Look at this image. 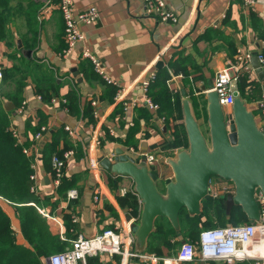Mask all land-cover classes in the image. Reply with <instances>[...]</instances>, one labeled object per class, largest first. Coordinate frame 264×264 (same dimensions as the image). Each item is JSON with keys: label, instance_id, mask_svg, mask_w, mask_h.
<instances>
[{"label": "crops", "instance_id": "0c3cea01", "mask_svg": "<svg viewBox=\"0 0 264 264\" xmlns=\"http://www.w3.org/2000/svg\"><path fill=\"white\" fill-rule=\"evenodd\" d=\"M73 2L78 10L96 6L99 17L92 24L82 26L83 41L67 58H62L59 53L65 46V23L61 11L55 7L56 0H0V22L5 28L0 40V67L4 73L0 95H4V105L12 102L7 96L11 92L14 94L16 83H24L21 97L22 102L27 101L25 112L18 113L20 107L8 110H13L11 126L19 133L21 142L32 144L27 155L34 156L32 174L35 175L34 179L30 177L34 199L26 204H17L0 196V206L11 218L17 243L27 247L30 244L21 231V221L15 208H37L47 219L51 232L64 242L58 252L70 248L72 240L79 234L90 237L105 228L120 225L128 217L140 219L141 203L134 193L133 180L128 176L113 175L102 166L99 170H91L88 167L90 159L97 160L103 155L114 158L117 149L127 153L132 147L136 152L155 154L157 161L152 169L161 172L164 178L172 177V160L178 150L189 145L183 101H191L194 113L206 126V92L214 87L218 70L234 60L239 50L251 52L253 59L264 48V37L261 36L264 0H255L252 6H246L241 0H165L166 7L177 16L176 22L162 21L146 14L144 0ZM86 49L100 60L105 73L115 84L105 81L94 67L97 77L86 74L82 61L88 59L82 57ZM252 59L251 81L264 99V74L257 72ZM162 69L164 73L160 79L165 77V81L161 80L160 84L169 92L171 102L163 111L161 103L156 102L160 109L155 111L145 104L141 79L151 70L158 72L159 76ZM40 70L53 72L60 84L50 105H45L37 97L34 76L38 77ZM246 80L251 83L248 78ZM156 82L150 88L152 100L164 90H160L161 86H156ZM75 87L80 92L81 107H94L93 120L70 115L62 106L68 92ZM119 87L123 89L121 97L117 94ZM249 107L256 113L258 126L264 128V115L254 103ZM39 113L47 117L48 130L43 137L36 139L37 132L32 128L39 120ZM62 126L65 130L66 126L72 129L71 133L66 130L71 147L64 151L62 157L55 154L43 159L41 142L49 140L52 130ZM70 150L74 153L65 157ZM54 156L64 159L59 182H56L53 168ZM159 186L163 188L162 184ZM70 190H76L77 196L69 198ZM123 190H126L125 194ZM129 195L137 199L139 208L136 213L120 204V200ZM111 207L117 217L110 215ZM71 208L75 212L67 226L63 216ZM73 216H76V221ZM227 224L232 223L227 221ZM177 240V243L171 240V247L162 243L158 255H175L186 242L181 237ZM156 243L161 245L160 241ZM149 244L148 237L144 248L139 244L143 250L136 245L135 248L140 253H148ZM261 253L264 254V248ZM196 254L194 260L179 264H255L253 259L232 263L204 261L199 253ZM86 264L122 263L119 254H99L88 257ZM130 264L142 263L133 258Z\"/></svg>", "mask_w": 264, "mask_h": 264}, {"label": "water", "instance_id": "95a60500", "mask_svg": "<svg viewBox=\"0 0 264 264\" xmlns=\"http://www.w3.org/2000/svg\"><path fill=\"white\" fill-rule=\"evenodd\" d=\"M252 62L257 72L263 75L264 70L256 56ZM234 95L231 110L225 112L216 90L206 93V126L200 123L191 101H183L189 145L178 150L172 160V177L164 178L144 160L137 162L121 148L116 150L113 160L104 155L98 158L105 170L113 175L128 176L134 182L141 215L132 230L139 250H143L147 238L155 230L158 218L168 219L174 228L179 229L183 209L190 215H200L202 201L211 197L209 185L214 177L234 185V192L222 196L227 214L234 206H240L248 222L260 221L261 209L256 193L258 190L264 193V128L258 126L254 111L239 92L235 91ZM5 106L10 109L13 104L7 102ZM159 184L164 192L159 189Z\"/></svg>", "mask_w": 264, "mask_h": 264}, {"label": "built area", "instance_id": "2783aa9c", "mask_svg": "<svg viewBox=\"0 0 264 264\" xmlns=\"http://www.w3.org/2000/svg\"><path fill=\"white\" fill-rule=\"evenodd\" d=\"M246 6H252L255 0H241ZM55 7L58 8L64 19V43L65 46L59 54L62 58H67L78 43L82 42L85 34L82 26L85 24H92L99 17V10L96 6H89L85 9L78 10L73 0H57ZM144 7L146 14L154 15L162 21H177V16L174 12L166 7L165 0H144ZM253 54L249 51L239 50L235 59L229 61L223 66L215 76L214 90L219 95V100L222 106L231 107L235 98L234 92L238 91L236 83L242 78L247 77L252 80L251 59ZM83 58H88L92 63L94 70L102 76L108 83H114L102 68L100 60L94 56L89 50H84ZM260 67L264 68V54L260 52L257 54ZM251 71V72H250ZM172 73V72H171ZM4 73L0 67V87ZM156 77V71L151 70L144 78L141 79V85L144 91V101L150 108L157 111L159 105L155 103L149 95V87ZM118 97L123 94V89L118 88ZM39 100H42L41 95H37ZM54 98H52V101ZM65 102V100H64ZM256 107L264 115V99L260 98L254 102ZM96 105V101H93ZM27 108V101L24 100L18 109V113L23 114ZM96 112V111H95ZM48 128L42 126L41 130L36 133V139L43 137V133L47 132ZM66 130L70 133L72 129L66 126ZM76 132V129L73 130ZM14 135L19 139V133L14 130ZM78 134V133H77ZM23 151L28 154L30 148H24ZM73 150L65 153V157L73 154ZM127 154L132 156L137 162L144 160L152 169V166L157 161V156L153 153L136 152L132 147H129ZM113 160V157H109ZM98 160V159H97ZM96 159H90L88 167L91 170H99L101 165ZM64 159L58 156L53 157V168L55 171L56 182L63 175ZM34 179L35 175L32 174ZM210 195L213 198L222 197L228 193L234 192V185L232 182L220 183L217 180L210 181ZM123 194L126 190L122 191ZM135 194H137L134 191ZM67 196L74 198L77 196L76 190L68 191ZM98 196H95L97 199ZM257 201L261 209V219L255 223H241L229 224L226 226H217L204 228L200 232L198 246L197 243L184 242L179 251L170 257H162L156 253H140L135 248V234L132 230L133 225L139 221V217H128L120 225L114 228H105L94 236L86 237L81 234L72 240L71 247L50 255L46 258L47 264H86V259L90 256L99 254H119L121 256L122 264H130L131 259L137 258L142 264H179L185 261H192L197 254L204 261L209 260H224L227 263H232L235 260L253 259L255 264H264V254L254 253L255 247L261 248L264 242V193L260 190L256 193ZM41 211V210H40ZM42 212V211H41ZM43 213V212H42ZM46 215V214H45ZM76 221V216H73ZM261 250V249H260Z\"/></svg>", "mask_w": 264, "mask_h": 264}, {"label": "trees", "instance_id": "16d2710c", "mask_svg": "<svg viewBox=\"0 0 264 264\" xmlns=\"http://www.w3.org/2000/svg\"><path fill=\"white\" fill-rule=\"evenodd\" d=\"M3 32H5V28L0 22V40L4 36ZM261 32V36L264 37V28ZM262 53L264 54V48ZM82 61H84L86 67V74L97 77L90 60L82 59ZM40 72L38 77L34 76L36 92L37 95L42 96V101L45 105H50L52 98L57 95L60 84L53 72L46 70H40ZM163 73L164 69L161 70V73L159 72V76L158 72H156V77L151 83L152 85L157 81L156 83L158 84L156 86L160 85V90L164 89V85L160 84L161 80L165 81V77H161L160 79V75ZM246 79L242 77L239 81L238 92L250 104L260 99L261 96L258 90H255L253 82L249 80L251 83H248ZM23 84L22 82L16 83L14 94L11 92L10 96H7L12 101L14 110L21 106ZM77 85L78 87L80 86L79 84ZM151 85L149 87V95ZM109 86L110 84L107 85V87ZM78 87L72 88L68 92L62 106L67 108L70 115L77 118L83 117L84 120L91 121L94 118L95 109L92 105L86 106L85 109L81 107V96ZM2 96L4 95H0V196L13 203L26 204L34 199L31 193L33 182L30 178L33 173L32 162L34 161V156H28L23 149L31 148L32 144L29 142L22 143L20 135V139L14 135L13 131L15 128L11 126V113L13 110L10 111L5 108V98ZM153 100L155 103H161V111L166 109L168 103L171 102L169 92L166 89L161 91L157 98L153 96ZM38 116L39 120L32 128L37 133L41 130L42 126H48L47 117L42 113H39ZM204 122L207 123V112L204 115ZM28 124L30 125V123ZM41 144L43 145L41 154L44 159L46 156L52 157L55 154L62 157L64 151L71 147L72 142L68 138L67 131L62 126L56 130H52L50 139L42 141ZM120 204L125 209L131 208L135 213L139 208L136 197L131 195L123 197L120 200ZM225 209L224 197H211L208 200L202 201V212L200 215H190L187 210L183 209L179 216V229L174 228L168 219L158 218L155 230L149 236L150 244L148 252L160 254L159 250L162 243L171 247V240L177 243V238L180 237L186 242L196 244L199 241L200 232L203 228L225 226L227 221L232 224L248 222L246 214L240 206H234L230 215L226 214ZM15 210L21 221V231L30 246L27 247L17 243L16 234L11 225V218L0 206V264H45L46 257L61 250L64 242L59 235L51 232L47 219L37 208H15ZM109 211L111 216L117 217L114 208H109ZM74 212V208H71L63 216V220L67 226L70 225V218L72 219ZM157 241L161 242L160 246L157 245Z\"/></svg>", "mask_w": 264, "mask_h": 264}, {"label": "rangeland", "instance_id": "374dc122", "mask_svg": "<svg viewBox=\"0 0 264 264\" xmlns=\"http://www.w3.org/2000/svg\"><path fill=\"white\" fill-rule=\"evenodd\" d=\"M63 50V49H62ZM62 52V51H61ZM60 52V53H61ZM59 53V54H60ZM62 57V56H61ZM214 88V87H213ZM210 89V90H214V89ZM210 90H207V92L208 91H210ZM206 92V93H207ZM223 108H224V111L225 112H229L230 110H231V107H229V106H223ZM214 180H217V181H219L220 183H227V181L226 180H224L223 178H220V177H214V178H212L210 181H214ZM159 189L162 191V192H164V189L163 188H160V186H159ZM211 198V197H210Z\"/></svg>", "mask_w": 264, "mask_h": 264}, {"label": "bare ground", "instance_id": "6f19581e", "mask_svg": "<svg viewBox=\"0 0 264 264\" xmlns=\"http://www.w3.org/2000/svg\"><path fill=\"white\" fill-rule=\"evenodd\" d=\"M263 245H264V242H263ZM264 247L262 246L260 249L259 248H257V247H255V250L254 251H252V252H254V253H261V251H262V249H263ZM263 254V253H262Z\"/></svg>", "mask_w": 264, "mask_h": 264}]
</instances>
